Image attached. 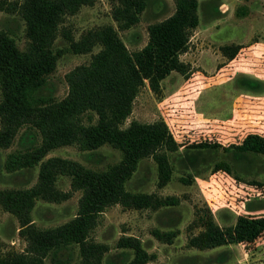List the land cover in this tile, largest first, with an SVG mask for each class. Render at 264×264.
<instances>
[{"label": "rangeland", "instance_id": "obj_1", "mask_svg": "<svg viewBox=\"0 0 264 264\" xmlns=\"http://www.w3.org/2000/svg\"><path fill=\"white\" fill-rule=\"evenodd\" d=\"M21 1L0 0V29L8 31L18 46L25 48L28 39L24 21L14 7ZM198 2L199 22L191 31L187 48L179 54L189 64L187 74L172 70L162 79L160 94L147 83L143 85L121 125L124 127L133 119L165 120L179 143L178 149L170 153L173 169L169 180L159 185L155 160L144 156L125 186L131 191L173 196L176 202L157 208H127L120 203L107 206L98 215L90 237L109 245L105 256L112 263L130 255V251L121 253L116 241L122 234H131L139 237L143 247L153 254L144 264H264V232L248 243L229 242L208 248L189 244L190 237L203 229L202 220L208 213L221 226L233 224L241 213L264 214V154L233 155L235 145L246 134L264 136V86L257 91L241 82L242 76L264 81V0ZM113 3L114 0H95L64 16L54 40V47L61 54L47 76L44 94L55 98L66 95L67 72L80 63H88L92 53L100 48L95 45L88 52H72L68 50L66 34L78 39L89 29L111 24L127 48L134 51L147 42L148 24L175 9L174 0H147L139 20L120 28L111 14ZM235 44L243 47L229 58L221 46L232 48ZM91 118L94 121L96 115L91 113ZM31 140L38 143L40 136L23 125L8 146H0V188L27 187L36 182L39 163L13 169L7 165L10 154L22 152ZM53 155L105 169L120 160L121 151L109 143L90 150L72 143L52 148L44 158ZM218 160L226 161L229 170L214 169ZM56 186L70 189V176L59 174ZM80 194L81 190H74L58 202L37 198L31 210L34 223L48 227L71 218L77 211ZM18 230L17 217L0 205V254L24 249L26 243ZM59 256L61 264H75L77 247L66 248ZM45 264H52L49 256Z\"/></svg>", "mask_w": 264, "mask_h": 264}, {"label": "trees", "instance_id": "obj_2", "mask_svg": "<svg viewBox=\"0 0 264 264\" xmlns=\"http://www.w3.org/2000/svg\"><path fill=\"white\" fill-rule=\"evenodd\" d=\"M94 1L22 0L14 5L24 21L28 39L25 48H20L8 31L0 29V146H8L23 125L40 136L38 143L31 140L22 152L11 153L7 160L10 169L39 163V170L31 186L0 188V205L17 217L18 233L26 243L22 251L0 254V264H45L47 256L52 264H61L59 252L71 246L77 247L75 264H144L153 254L143 247L139 237L131 234H122L116 241L121 253L130 251V255L118 263L108 261L105 255L109 245L90 237L98 215L114 203L127 208H157L176 202L173 196L131 191L125 186L144 156L155 160L159 185L169 180L173 169L170 153L178 149L179 143L165 120L133 119L128 125H121L143 85L147 83L160 94L161 81L172 70L187 74L189 64L179 54L187 48L191 31L199 22V2L174 0V11L148 24L147 42L134 51L127 48L111 24L89 29L78 39L66 34L68 50L72 52H88L95 45L100 48L92 53L88 63H80L67 72L66 95L55 98L44 94L47 76L61 54L54 47L59 24L66 14ZM146 3L147 0H114L112 17L120 28H127L139 20ZM241 46L222 45L221 50L232 58ZM241 82L257 91L264 86V81L252 76H242ZM91 113L96 115L94 121ZM72 143L88 150L109 143L121 151V158L105 169L87 167L62 156L44 158L52 148ZM235 147L233 155L237 157L243 152L264 154V136L248 133ZM218 168L228 171L229 165L218 160L214 169ZM59 174L70 176V189L56 186ZM78 189V208L71 218L48 227L34 223L31 210L37 198L58 202ZM202 222L203 229L189 239V244L198 248L248 243L264 232L261 213L238 214L233 224L225 226L208 213Z\"/></svg>", "mask_w": 264, "mask_h": 264}, {"label": "built area", "instance_id": "obj_3", "mask_svg": "<svg viewBox=\"0 0 264 264\" xmlns=\"http://www.w3.org/2000/svg\"><path fill=\"white\" fill-rule=\"evenodd\" d=\"M221 10L224 11L225 9L223 8V6L221 7Z\"/></svg>", "mask_w": 264, "mask_h": 264}, {"label": "crops", "instance_id": "obj_4", "mask_svg": "<svg viewBox=\"0 0 264 264\" xmlns=\"http://www.w3.org/2000/svg\"><path fill=\"white\" fill-rule=\"evenodd\" d=\"M241 47H243V46H241ZM241 47H240V48H241Z\"/></svg>", "mask_w": 264, "mask_h": 264}]
</instances>
